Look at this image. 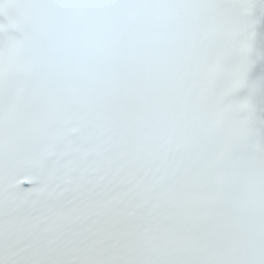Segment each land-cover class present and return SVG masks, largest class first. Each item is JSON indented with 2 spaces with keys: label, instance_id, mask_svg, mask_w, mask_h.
<instances>
[{
  "label": "snow or ice",
  "instance_id": "1",
  "mask_svg": "<svg viewBox=\"0 0 264 264\" xmlns=\"http://www.w3.org/2000/svg\"><path fill=\"white\" fill-rule=\"evenodd\" d=\"M0 264H264V0H0Z\"/></svg>",
  "mask_w": 264,
  "mask_h": 264
}]
</instances>
